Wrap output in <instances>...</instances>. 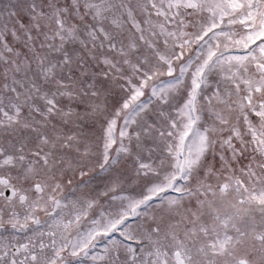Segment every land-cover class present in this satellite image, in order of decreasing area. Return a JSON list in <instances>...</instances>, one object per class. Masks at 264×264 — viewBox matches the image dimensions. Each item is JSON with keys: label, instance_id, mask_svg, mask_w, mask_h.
Wrapping results in <instances>:
<instances>
[{"label": "snow or ice", "instance_id": "obj_1", "mask_svg": "<svg viewBox=\"0 0 264 264\" xmlns=\"http://www.w3.org/2000/svg\"><path fill=\"white\" fill-rule=\"evenodd\" d=\"M0 264H264V0H0Z\"/></svg>", "mask_w": 264, "mask_h": 264}]
</instances>
